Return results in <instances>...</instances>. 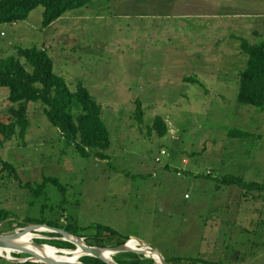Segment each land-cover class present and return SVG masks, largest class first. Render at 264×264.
<instances>
[{"label":"rangeland","instance_id":"rangeland-1","mask_svg":"<svg viewBox=\"0 0 264 264\" xmlns=\"http://www.w3.org/2000/svg\"><path fill=\"white\" fill-rule=\"evenodd\" d=\"M43 10L0 25V59L24 64L17 49H45L68 88L81 84L100 106L111 145L107 160L80 156L31 103L26 136L0 149L15 170L0 163V211L12 217L0 220V235L26 218L101 225L168 261L264 264V193L218 183L231 175L264 185V111L237 102L247 62L240 43L264 41V0H93L46 28ZM8 92L0 89V118L11 116ZM157 117L167 124L164 137L151 131ZM232 129L250 136L229 138ZM48 176L65 193L47 184L35 196L31 189ZM51 232L29 233L30 244L55 240L43 236ZM13 254L23 253L0 255L32 261Z\"/></svg>","mask_w":264,"mask_h":264},{"label":"trees","instance_id":"trees-1","mask_svg":"<svg viewBox=\"0 0 264 264\" xmlns=\"http://www.w3.org/2000/svg\"><path fill=\"white\" fill-rule=\"evenodd\" d=\"M93 0H0V25L14 24L25 21L29 14L37 7H43L42 27H49L59 20L66 12L81 9ZM240 49L247 58L244 70L239 74V89L237 102L264 111V41L258 45H250L244 39L241 40ZM16 56L24 60L22 64L18 58L6 57L0 59V89H7V100L15 107H11V116L0 118V149L7 141L15 136L23 139L29 128V109L31 103L42 106L43 115L49 124L59 131L62 139L82 157L94 156L100 160H107V149L111 141L109 132L101 119V108L91 97L86 88L77 84L75 90H70L65 80L55 74L53 61L43 48L32 46L19 48ZM28 66L30 70L26 68ZM135 118L142 121V107L137 102ZM151 131L159 137L168 133V127L161 117L153 120ZM250 134L238 129L227 132L229 138H247ZM5 167L13 170V167L3 162ZM223 186H236L244 191L245 196L251 192L264 193V185L256 182H246L238 176L225 175L218 180ZM47 184H53L60 192L66 188L60 184L58 178L45 177L44 182L36 185L31 191L35 196L41 195ZM28 187V185H27ZM65 195V194H64ZM65 201V200H64ZM11 214L0 211V220L10 219ZM15 228L35 224L50 228H59L65 232L82 238L90 247L112 248L125 244L129 237H120L113 229L101 225H89L78 228L70 222H52L44 219L26 218L23 222L11 220ZM43 236L55 238V240H35L34 242L62 250H74V245L62 241L61 236L54 233H46ZM122 256L123 259L118 257ZM14 258H25V254H13ZM112 259L117 264H153L150 254H136L133 252L118 253ZM81 262L86 264H105L92 257H82ZM168 264H220L201 258L174 257ZM0 264H42L34 262H10L0 257Z\"/></svg>","mask_w":264,"mask_h":264},{"label":"water","instance_id":"water-1","mask_svg":"<svg viewBox=\"0 0 264 264\" xmlns=\"http://www.w3.org/2000/svg\"><path fill=\"white\" fill-rule=\"evenodd\" d=\"M40 228H44L48 231H52L51 233H54V234H58L61 236V240L62 241H65V242H68L72 245H74V247L76 248L77 247V244L78 247L80 248V250L82 252H84L83 256L82 257H92V258H96L100 261H102L103 263L105 264H117L116 262H114V260L112 259V257L110 258L111 260H105L102 256V252H110L111 253V256L115 255V254H118V253H123V252H127V251H130L129 248L126 246L127 245V242L125 244H122V245H119L117 247H112V248H98V247H90V246H87L83 239L82 238H79V237H76L74 235H71L67 232H65L64 230L62 229H59V228H50V227H45L44 225H35V224H30V225H27V226H24V228H19L18 230L19 231H16L15 233L13 234H10V235H0V247H7V248H12V252L13 251H19L25 255H28V258L32 259V261H27V260H24V261H21V262H34V263H42V264H86V263H83L81 262L80 260L77 261V262H70V261H56V260H52V259H49V258H44L43 256H40L38 254H33V253H29L28 251H25V249H27L26 246L24 245H20L16 242L17 239H19L23 234L25 233H32V232H37L38 229ZM133 238V237H131ZM138 243H140V245H146L144 242H142L141 240L137 239V238H134ZM81 242V244L79 243ZM32 245L34 247H37V248H42L44 247L43 244H38L36 242H32ZM139 245V244H138ZM139 245V246H140ZM145 248V250H136V251H133V253H138L140 255H145V252H148L149 254H156V256L158 257V260H156L153 256H152V259H153V264H168L167 261L163 258V256L158 253L157 251L153 250L152 248L148 247V246H145L143 247ZM58 250V249H56ZM58 251H61L62 250H58ZM76 250H70V252L68 253H73L75 252ZM145 251V252H144ZM10 254H6V256H8ZM0 257L4 258V259H9L8 257H4L2 255H0ZM80 257V258H82ZM28 258H25V259H28ZM79 258V259H80Z\"/></svg>","mask_w":264,"mask_h":264},{"label":"bare ground","instance_id":"bare-ground-1","mask_svg":"<svg viewBox=\"0 0 264 264\" xmlns=\"http://www.w3.org/2000/svg\"><path fill=\"white\" fill-rule=\"evenodd\" d=\"M16 242L20 245L26 246L27 249H25V251H28L29 253L38 254L40 256H43L44 258H49V259L56 260V261L77 262V259L84 255L83 254L84 252H82L80 250V248L78 247L79 244H77V247L75 248V250H76L75 252L69 253L70 254L69 257L62 256V255H50L49 253L43 251L42 249L34 247L33 245L30 244L29 233L23 234L19 239L16 240ZM79 243L81 244V242H79ZM132 243H134L135 245L140 247L142 250H145V248H143V247L147 246V245H140V243H138L134 238H130L127 241L126 246L129 247ZM11 249L12 248L0 247V254H7V253L10 254L12 252ZM101 254L105 260H107V261L110 260V258H109V254H111L110 252L106 251V252H102ZM150 255H151V257L153 256L156 260H158V257L156 256V254H150Z\"/></svg>","mask_w":264,"mask_h":264},{"label":"built area","instance_id":"built-area-1","mask_svg":"<svg viewBox=\"0 0 264 264\" xmlns=\"http://www.w3.org/2000/svg\"><path fill=\"white\" fill-rule=\"evenodd\" d=\"M160 155H165L166 153L163 150H160ZM183 164H186V160L183 161ZM210 173L208 172L207 175H209Z\"/></svg>","mask_w":264,"mask_h":264},{"label":"crops","instance_id":"crops-1","mask_svg":"<svg viewBox=\"0 0 264 264\" xmlns=\"http://www.w3.org/2000/svg\"><path fill=\"white\" fill-rule=\"evenodd\" d=\"M248 26V25H247ZM186 199V198H185ZM149 247V246H148Z\"/></svg>","mask_w":264,"mask_h":264},{"label":"clouds","instance_id":"clouds-1","mask_svg":"<svg viewBox=\"0 0 264 264\" xmlns=\"http://www.w3.org/2000/svg\"><path fill=\"white\" fill-rule=\"evenodd\" d=\"M130 239V238H129Z\"/></svg>","mask_w":264,"mask_h":264}]
</instances>
